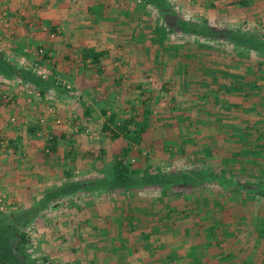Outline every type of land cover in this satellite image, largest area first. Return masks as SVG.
Returning <instances> with one entry per match:
<instances>
[{
    "label": "rangeland",
    "instance_id": "374dc122",
    "mask_svg": "<svg viewBox=\"0 0 264 264\" xmlns=\"http://www.w3.org/2000/svg\"><path fill=\"white\" fill-rule=\"evenodd\" d=\"M167 3V12L144 0L106 4L100 14H129L135 27L91 28L100 70L79 59L69 74L48 62L49 70L37 65L45 78L23 69L36 83L6 77L0 104L33 105L15 149L7 150L0 121V249L13 251L12 264H264V177L253 179L256 188L239 187L264 176V159L249 155L253 137L233 134H264V0ZM50 79L42 93L37 84ZM146 108L150 125L136 144L135 125L127 134L119 128ZM17 118L11 113L6 126ZM51 138L52 157L73 153L75 164L56 167L35 152ZM37 160L48 168L33 166ZM117 161L140 172L149 166L162 180L189 179L164 187L138 175L134 189L121 188Z\"/></svg>",
    "mask_w": 264,
    "mask_h": 264
},
{
    "label": "crops",
    "instance_id": "0c3cea01",
    "mask_svg": "<svg viewBox=\"0 0 264 264\" xmlns=\"http://www.w3.org/2000/svg\"><path fill=\"white\" fill-rule=\"evenodd\" d=\"M123 1L125 0H0V55L10 63L14 60L22 69L39 65L48 70L52 68L55 73L58 71L62 75L79 71L76 63H79L84 49L91 48L101 51V48L97 44H91L87 37L91 35L90 32H93L91 29L93 26L109 28V32L113 28L118 29L119 27L120 29L123 26L135 27L134 18L129 14V18H124L121 14H117L116 17H111L107 13L100 14V11H104L106 4L108 6L115 2V4L123 6ZM130 6L132 11L134 3L132 2ZM126 9L128 10L127 7ZM97 14L100 15L97 16ZM80 16L85 18L83 22L79 21L78 17ZM93 17L98 21L93 22ZM121 34L123 33L121 32ZM38 51L41 56L38 55ZM38 60L41 61L37 62ZM47 62L52 66L49 67ZM82 67L85 68V66ZM5 79L7 78L0 75L2 90L7 88ZM9 81L12 83L11 79ZM19 100L18 105L14 103L8 105V107L12 106L9 110L0 104L1 132L10 135L8 136L9 141L15 139L16 134H22L20 127L23 122L28 120L27 118L23 119L25 111L33 107V105H26V102L22 104ZM44 104L46 103L44 102ZM11 113H14L15 119L16 116L18 118L17 122L15 121L16 124L11 123L9 128L6 124L10 121L8 119L11 117ZM49 119L51 120V117L49 118L47 115L46 121L49 127L55 129ZM52 131L56 133L54 130ZM43 147L44 144L42 146L39 142L35 152L38 153V150L42 152ZM33 166L42 169L48 168L43 164H38V160L34 161Z\"/></svg>",
    "mask_w": 264,
    "mask_h": 264
},
{
    "label": "trees",
    "instance_id": "16d2710c",
    "mask_svg": "<svg viewBox=\"0 0 264 264\" xmlns=\"http://www.w3.org/2000/svg\"><path fill=\"white\" fill-rule=\"evenodd\" d=\"M145 4L146 5H149L150 7H155L156 9L158 10H161L163 9L164 11L167 12V9H165L167 6H168V3H167V0H144ZM160 5L163 7H160ZM96 12V11H95ZM95 14V13H93ZM172 17V16H171ZM179 28L180 26L177 25ZM236 32V31H235ZM208 32L206 31V33L204 34H207ZM209 34H213V33H209ZM232 38L231 40L234 41V42H237V32L236 33H232ZM247 45V44H246ZM103 56V52L101 51H96L95 49H91V48H86L82 51L81 53V61L85 62L86 60H89L94 66L97 67V69L99 68V64L101 62V58ZM45 55H44V59H45ZM100 70V68H99ZM0 75L1 76H4V77H7V78H13V77H17L23 81H30L31 83H36L37 80L34 79L30 74L29 72L27 71H24L22 68H20L16 62H9L7 60H5L3 58L2 55H0ZM39 80V79H38ZM40 81V80H39ZM51 80L47 83H43V85H39L37 84V86L39 87V89H41V92L44 93L47 89H48V85L50 86L51 84ZM54 84L56 86H59L61 88H63V86L59 83H57V80L55 79V82ZM58 87V88H59ZM150 110L149 108L145 111H143L142 113V117L138 118L137 120L135 119V117L133 118V120H131V122H124L123 125L119 128L120 131L122 133H125L127 134L128 133V127L129 125H135V130H134V135L132 138H130L131 140L130 141H133L135 142L136 144H139L141 143V140H142V135L143 133L146 131V129L149 127V122H150ZM198 124H195L193 126V129L194 130H197V126ZM207 125H211V126H216V123L214 122H210V123H207ZM105 132L108 129L107 126H104L102 128ZM28 131L30 133H33L34 132V129L33 127H29L28 128ZM252 131L253 130H250V128H243L241 127L240 128V131H237L233 134H238L241 136L242 140L243 138L246 139V137H253L251 139H254V147L253 148H250V154L249 155H252V153H259V154H262L263 155V159H264V134H260V133H257L255 135H252ZM225 132V131H224ZM226 133V132H225ZM228 133V132H227ZM226 133V134H227ZM118 134L116 133H112L110 136L112 139H115L117 138ZM27 136V135H26ZM252 142V141H250ZM15 144L12 142V140L9 141V143L6 145L7 147V150H10V147H12L13 149H15ZM55 149H56V141L55 139L53 140V138L49 139L48 143L46 144V146L44 147V150H42V153H43V156H47V157H51L53 160V163H55L57 166L56 167H59L62 165V163H65L66 160L68 161H71L72 164H75V159H76V155H74L73 153L71 154H66L63 156V158H57V157H52L55 155ZM74 151H78V148L76 150V148L74 147L73 148ZM54 159H55V162H54ZM66 159V160H65ZM60 160H61V163H60ZM199 162V161H198ZM114 172H115V182L114 184L116 183V185L118 187H121V188H135L133 186H130L132 183H134V181L138 178V175L141 179H146L147 182H151V183H161L165 186H167L169 183H182V182H188L187 179H189V177H187L186 175L184 176L183 174L181 175H178L176 176V178L174 179L173 177L169 176V177H166V176H163V180L161 179V177L159 176V174L155 173L152 171L151 167L149 166H146V168L144 170H142L140 172V170H137V169H131L130 167L124 165L122 162L120 161H117L114 163ZM183 177V178H182ZM186 177V178H185ZM261 177H264L263 175H259L258 178H256V176H252L251 179L248 181V180H245V182L241 185H239V187L241 186V188H244L245 190L249 189L250 188H256L259 186V181H254V180H257ZM254 179V180H253ZM193 178H190V181H192ZM264 180V178L262 179V181ZM219 181H222L221 179ZM224 183L220 182L218 183L219 187H222ZM263 189H260V191L258 192L260 196H263L264 197V186L262 187ZM224 191V190H222ZM234 192H231L233 195H234ZM48 200V199H46ZM184 217H190V214H186V216ZM194 225H198L196 224V222L194 223ZM1 234V232H0ZM9 237H11V234L9 235ZM14 236H12L11 238H13ZM20 237L21 239L24 241L25 239V236L23 234H20ZM4 243H8L6 241H4ZM8 247V246H7ZM12 253L13 251L10 249V250H6V251H2L0 249V264H12V262L10 260L12 256Z\"/></svg>",
    "mask_w": 264,
    "mask_h": 264
},
{
    "label": "built area",
    "instance_id": "2783aa9c",
    "mask_svg": "<svg viewBox=\"0 0 264 264\" xmlns=\"http://www.w3.org/2000/svg\"><path fill=\"white\" fill-rule=\"evenodd\" d=\"M34 70L36 71V73H37L38 75H41L42 78H45V77L47 76L46 71L40 69L37 65H35V69H34ZM56 80H57V83L61 84L64 88H66V89H69V88H70V86L67 85L66 83L61 82V81H59L58 79H56Z\"/></svg>",
    "mask_w": 264,
    "mask_h": 264
}]
</instances>
